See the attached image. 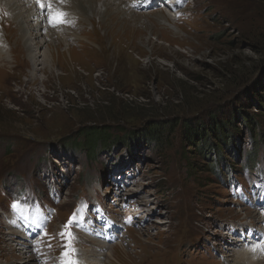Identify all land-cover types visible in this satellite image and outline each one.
I'll list each match as a JSON object with an SVG mask.
<instances>
[{
	"label": "rangeland",
	"instance_id": "1",
	"mask_svg": "<svg viewBox=\"0 0 264 264\" xmlns=\"http://www.w3.org/2000/svg\"><path fill=\"white\" fill-rule=\"evenodd\" d=\"M111 6L105 7L111 14L92 23L75 16L71 21L76 23L60 24L66 28H45L56 36L43 33L45 38L39 36L33 45L42 41L53 59L47 70L38 66L35 76L30 75L22 30L12 22L8 8H0L9 18L0 23L2 46L11 50L9 60L17 61L15 68L11 62L0 64V183L6 189L33 187L52 204L48 217L38 221L41 231L31 248L35 251L27 253L36 261L29 264H59L62 234L73 218L77 197H83V203L105 195V207L112 214H126L129 209L115 211L111 203L114 194L115 201L123 197L110 182L119 175L123 183L131 178L132 197H148L154 202L151 214L155 212L143 230L128 232L123 247H110L101 264H236L233 247L221 246L232 238L224 225L259 226L254 207L264 198V177L257 180L264 166V143L257 146L255 159H247L249 142L264 140V0H192L174 20L162 10L127 12L123 5L119 12ZM19 8L26 9L21 4ZM32 19L37 17L23 18L19 24L34 36ZM253 92L259 94L260 109L254 100H245ZM235 111L230 121L236 122L237 142L240 149L243 146L236 163L225 158L231 165L213 169L212 157L202 161L210 145L207 139L199 157L197 148L181 152L179 134L186 124L222 121ZM166 125L175 131H167L164 146L146 144L128 155L117 148L90 162L84 149L73 144L79 133L106 132L127 141L145 133L155 137ZM232 142L227 141L228 150ZM237 148L231 150L232 157ZM182 157L192 163V175ZM124 189L129 193V187ZM130 201L123 204L129 207ZM140 202L147 207L146 201ZM4 233L0 264H24L32 258L7 242ZM85 245L83 252L90 254L93 248ZM212 247L226 263L214 258Z\"/></svg>",
	"mask_w": 264,
	"mask_h": 264
},
{
	"label": "trees",
	"instance_id": "2",
	"mask_svg": "<svg viewBox=\"0 0 264 264\" xmlns=\"http://www.w3.org/2000/svg\"><path fill=\"white\" fill-rule=\"evenodd\" d=\"M250 99L254 100L256 103V107L259 109L262 107V102L259 99V94L257 92H253L252 95H247L245 97V100ZM240 105V104H239ZM236 111L232 113L229 118L225 117L222 121L219 119L218 121H213L210 119L209 122H203L201 124L199 123H191V124H186L183 127L182 134L180 133V148L181 152H186L190 151L191 149L197 148V154L195 156L199 157L200 154V149L202 142H204L206 139L209 141V144L207 148L204 149L201 159L202 161H210L212 157V161L214 162V168L215 169L217 166H225V165H231L228 163V161L225 158H233L235 159V163L237 162V158L241 153V149L239 147L238 142H240V139H238L237 131L235 129L234 124L236 122H231L230 117L234 118L236 115ZM229 125L233 126V129H228ZM169 126H165L164 128H161L158 131V135L155 137H149L148 133H145V135L142 136H135L130 138L129 140H122L121 138L113 139L111 135H108V133L103 132L101 134H91L88 135L85 132L82 134H76L73 138V144L80 146V148L84 149L85 155H87V160L92 162L95 158H97V154H109L110 151H113L117 148H123L125 149V154H131L132 149L136 150L137 148L142 149V146L144 145H165V140L167 139V131H170V133H173L175 130L172 129ZM232 128V127H231ZM231 131V132H229ZM151 136V135H150ZM261 137V136H260ZM260 139V138H258ZM156 140V141H155ZM227 141H233L232 143L229 144L231 146V149L228 150L227 146ZM237 145V150L235 151V157H232L231 150L233 148L235 149V143ZM238 141V142H237ZM261 141V142H260ZM77 142L79 144H77ZM259 142V143H258ZM264 143V140H258L256 141L255 139L250 143V151H249V156L247 157L248 160H253L255 159L254 157L256 156L257 152V146H260L261 144ZM88 144L92 146L87 147ZM72 145V144H71ZM70 145V146H71ZM68 148V147H66ZM75 149V147H72ZM69 151L71 152V148H68ZM110 150V151H109ZM66 151V150H65ZM191 153V152H190ZM230 157V158H229ZM182 161L186 162V169L188 175H192V163L187 159L182 157ZM133 162V159H132ZM233 169V168H232ZM234 170V169H233ZM214 171V170H213ZM210 173V172H208ZM217 185V183H215Z\"/></svg>",
	"mask_w": 264,
	"mask_h": 264
},
{
	"label": "bare ground",
	"instance_id": "3",
	"mask_svg": "<svg viewBox=\"0 0 264 264\" xmlns=\"http://www.w3.org/2000/svg\"><path fill=\"white\" fill-rule=\"evenodd\" d=\"M57 1H61L60 3H66V4H68L70 2V5L72 6L71 8H72L73 12H71L72 10L64 12V13H66V17L67 16H71V17L77 16L78 19L79 18H82L84 20L88 19V21L90 23H92L94 21V19H96V17H98L99 19H103L104 17L106 18L109 14H111L108 11L106 12V10H105V7H107L108 5H113V6H111L112 8H114L113 11H117V10L119 11L122 9V6H123L122 3L116 4L117 1H114V0H69V1L68 0L67 1L66 0H56L55 3H57ZM55 3H53V6H55L56 9L61 10L60 6H58V4H55ZM0 4L1 5L6 4L5 7H6V9L8 8L7 12H10V15L12 17V22L15 21L17 23V25H19L20 30H22L21 32H23L21 34H23L22 36L24 39L23 40L24 44L26 45V53H27V56L31 62V67H32L30 75L35 76V74L37 73L38 66H41V68H44V70L49 69L50 65H51V61H52L51 59H53V58H51L52 56H51L49 48L46 50L44 48V44L42 43V41L35 43V45H33V42L40 39L39 36L42 37L41 35L38 34L39 33V27L33 26V25L29 26L30 30L32 29L33 31H37V33L36 34L34 33L35 35L33 36L32 34H30V33L28 34L26 31H23V27L21 28V25L19 24L23 18H29V17H34V16L38 18L39 13L41 11V8L37 6L36 0H35L34 4H33V0H0ZM18 4L24 5L26 7L24 12H21V8H19ZM34 7L37 10H33ZM39 22H42V21L41 20L38 21L39 25H41L43 23V22L42 23H39ZM73 26H75V25H73ZM60 29H62V28H60ZM60 31L61 30H59L58 32H60ZM46 33L48 36L50 33L55 34L56 32L53 29H49L46 32V29H45L44 34H46ZM22 36L20 38H22ZM63 36H64V34H63ZM61 42H63V41H61ZM0 50L2 51L3 48H1ZM39 62H40V65H39ZM143 212H144V210H142V213ZM138 214H139V212H138ZM160 223H164V222H160ZM230 240L233 241L234 238H231ZM90 244L92 245V247H94V245L92 243H90ZM100 249H102V248H100ZM238 251H239V254H238V252L235 253L237 256L236 257V264H264V256L263 255L257 256V255L249 254L247 252H243L242 250H238ZM79 257H80L81 264H100L103 256L100 254L99 251L95 253L92 250L91 253L89 254L88 250H87V253L81 252ZM33 258H31L27 261L25 260L24 264L26 262H27L26 264H29L30 262H32V260L36 261V258L35 257H33Z\"/></svg>",
	"mask_w": 264,
	"mask_h": 264
},
{
	"label": "snow or ice",
	"instance_id": "4",
	"mask_svg": "<svg viewBox=\"0 0 264 264\" xmlns=\"http://www.w3.org/2000/svg\"><path fill=\"white\" fill-rule=\"evenodd\" d=\"M36 2L42 11L44 10L48 11L49 23L51 26L55 27V26H58L66 22V13H64L63 11L59 9H56L53 6V0H36ZM11 208L13 212H16L17 214L22 215L21 205L18 200L13 201ZM68 227H71V224H69ZM62 235H66L69 241H71L72 233L70 231L63 233ZM66 247H67V251L64 253L65 260L62 262V264H76L74 260L69 258L71 256V253L74 251V249L71 246V243H69ZM257 248L264 249V245H257L256 247L252 248V251H256Z\"/></svg>",
	"mask_w": 264,
	"mask_h": 264
},
{
	"label": "water",
	"instance_id": "5",
	"mask_svg": "<svg viewBox=\"0 0 264 264\" xmlns=\"http://www.w3.org/2000/svg\"><path fill=\"white\" fill-rule=\"evenodd\" d=\"M261 73V72H260ZM258 75V74H257Z\"/></svg>",
	"mask_w": 264,
	"mask_h": 264
}]
</instances>
